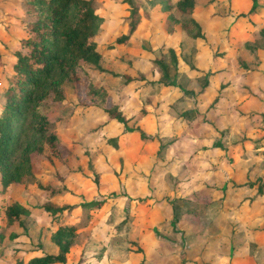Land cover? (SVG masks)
Returning a JSON list of instances; mask_svg holds the SVG:
<instances>
[{
	"label": "rangeland",
	"instance_id": "374dc122",
	"mask_svg": "<svg viewBox=\"0 0 264 264\" xmlns=\"http://www.w3.org/2000/svg\"><path fill=\"white\" fill-rule=\"evenodd\" d=\"M95 1L96 11L102 17L100 31L95 36L96 49L100 53L98 65L102 70L91 63L81 62L77 69L81 82L84 84L89 81L106 88L107 85H121L125 81H129L126 80L127 76L137 82L139 80L143 82V88L146 89L145 100H147V95L152 91L150 90L151 87L153 89L156 88L154 85L158 87V80L160 82L173 81L191 91V93L186 94L189 99L180 101L179 96H176V99L177 97L179 99L178 105L184 106L185 101L189 104H198L197 101L201 98L200 92L205 90L202 87L204 79L210 73L209 71L205 73L204 69L201 68L202 61H195L194 41L186 35L179 24L173 26V32L171 33L173 36L171 38L166 35L162 26V19L152 11L158 2L164 0H132V2L139 4L143 15L149 14L150 11L153 13L152 17L143 16L140 19L139 24L125 44H114V39L125 32L124 21L130 6L127 0ZM213 6L208 10L197 8L194 10V14L197 20L203 22V25H205L204 23L213 25L212 31L215 33L213 37L217 39L216 42L215 39L212 42L209 35V40L214 45L213 53L216 58L221 57L225 60L222 68L226 72L230 71L231 74L224 76L225 81L221 82L223 87L232 79L237 83V77H244L246 72H249L248 70L254 71L257 67H259L258 69L264 77V38L258 32V28L264 24V0H258L257 12L249 18L241 13L247 11L250 0H217ZM209 10L213 12L212 15L208 14ZM175 15L180 19L185 16L176 11ZM240 20L249 29H242V26L237 27L234 35L237 39L234 43L238 45H235V50L217 51L220 42L219 35L222 34L221 30L224 33L226 32L222 36L225 38L227 33H233V29L240 23ZM174 30H176L175 34ZM216 35L219 37H216ZM167 44L175 45V48L171 47L175 54V60L178 57L179 62L183 61V64L180 63L181 66H184L183 68H188L191 65L187 73L185 71L180 73L178 62L172 63L170 60V47ZM228 46L231 49V45ZM157 60L164 62L166 77H162ZM81 82L79 88L82 87ZM241 87L240 90L242 91L237 93L234 100L230 99L224 102V108L227 109V111L222 112L224 117L211 114L209 117L204 118L211 125L222 128L220 135L222 138L214 139L211 142L212 147H215L211 152L207 151L209 156L207 158L204 156L201 162L192 158L186 159L189 165H191L190 162L196 164L193 165L197 166V169H204V166L209 169L208 177L203 179L206 185L209 184L207 182L217 178L222 172H224L225 177L230 176L232 172H236L238 182L256 177L264 179V111H253L249 115L234 112V106L248 92L247 87ZM71 88V84L65 82L63 84L64 100L54 102L47 99L44 106L47 107L48 117L53 125H56L64 116H73L76 112L78 118L75 119L76 124L74 127L78 126V131H80L78 133L84 135L83 132L92 130L96 125H101L105 117L98 110H92L87 114L78 113L77 108L81 107L77 106L79 105L78 100L72 93ZM216 91L214 89L209 92L207 97L205 95L204 102L201 104L203 110L207 106L208 108L212 106L211 99ZM256 94L264 101V91L256 90ZM191 108L190 110H194ZM229 112L232 113L231 116ZM74 135L76 136L77 132ZM77 138L78 135L74 138L76 141H73L72 146L73 144L81 145L80 139ZM83 141L84 155L82 161L85 163L86 169L90 170L91 165L93 167L94 157L92 156L94 150L99 151L101 149L100 145L102 146L104 142L103 139H101V144L91 143L90 139ZM199 143L200 141H197L196 138H184L183 140L179 139L172 147L175 152L181 151L187 156L201 145ZM93 145L95 149L92 148ZM69 146L72 148L71 145ZM201 149L204 151L203 146H201ZM209 149L212 148L208 147ZM215 151L218 153H215ZM40 157L41 154H36L35 161ZM67 163L73 169H77L79 161L78 159L76 161L75 157H70ZM87 178H85L86 181ZM28 179V184L32 188L35 187V183L38 182L36 177L31 174ZM181 181L184 180L173 179L171 180V186L175 189L186 184H180ZM251 192L252 189L246 186L232 185L231 179L227 177L225 188L222 191L225 197L222 207L220 199L223 196L220 195L217 196L218 200L214 199L212 202L202 195L201 190L193 192L192 201L190 198L189 201L185 200V196H183L184 198L174 201L178 218L173 229L169 225L171 216L164 218L165 222L163 223L167 226L166 228L165 226L159 227L158 230L152 232L148 225L140 229L141 232H131V227L122 226L123 221H120L119 218L114 220V222L117 220L114 225L111 224L113 231L112 233L107 232L108 235L101 234L96 230V227L90 228L89 224H86V227H89L92 241L90 242L89 239L85 243L81 242V244L72 246L66 255V264H198L207 260L219 262L218 264H264V195L246 203L244 197H249ZM45 193L43 189L24 190L19 198L27 200L31 204V210L37 213L40 203L44 200ZM185 195L189 196V191ZM123 199L125 200L124 197ZM124 203L125 201L122 202V204ZM119 206H121V203L113 205L110 212L114 211V208L119 209ZM101 208H103L102 214L105 215L103 204ZM167 208L170 209V206L168 205ZM79 214L80 212L76 216L78 217ZM158 214L160 215V213ZM92 215L94 216V213L89 214L88 223L93 218ZM24 221L26 226L25 235L13 242L6 240L2 243L6 248V253L0 256V264H15L14 259H17L25 251L50 252L54 250L48 239L52 227L47 219H45L46 222L42 223L40 221L41 224H39L31 222L26 216ZM126 230L128 232L125 233ZM17 231L23 232L20 228H17ZM229 243L231 249L228 248ZM127 246L129 249H126ZM138 246L141 248L139 251L136 250ZM15 248L19 251H13ZM204 251L209 252V256L208 253L204 254ZM12 253H15L17 258H14ZM210 253H215L218 257ZM182 257L186 262H181Z\"/></svg>",
	"mask_w": 264,
	"mask_h": 264
},
{
	"label": "trees",
	"instance_id": "16d2710c",
	"mask_svg": "<svg viewBox=\"0 0 264 264\" xmlns=\"http://www.w3.org/2000/svg\"><path fill=\"white\" fill-rule=\"evenodd\" d=\"M216 1L164 0L158 2L152 11L162 19V26L167 34L173 32L175 24H179L180 28L192 40L203 39L206 41V35L202 28L203 22L192 15V10L194 8L211 9ZM127 2L130 6L124 21L126 29L125 32L116 36L114 44H125L140 19L143 16L149 17L148 13L143 15L139 4L132 0H127ZM18 5L22 26L17 38V46L12 52L14 58L10 66L11 69L5 75V84L0 91V190L4 191L8 184L21 182L26 176L31 175V155L41 154V157L49 161L51 165L57 162L65 168V174L55 170L51 176L52 182L35 183L37 187L46 190L50 197L44 200L40 207L52 227L48 239L54 250L50 252L29 250L23 252L18 258L15 253L12 254L14 258H17L14 259L15 264H66V255L72 246L81 244V242L85 243L91 238L90 230L86 227L90 211L101 207L107 197L116 195L117 192L105 193L102 199L86 200L83 192L78 194L68 187L69 178L67 176L73 172L80 173L87 178V175L79 169V165L77 169H73L67 163L70 157H75L77 161L78 153L83 156V147L80 144L72 146L74 140L69 143L65 142L59 134L60 128L68 127L72 121H75L76 112L73 116H64L56 125H53L48 117L44 102L47 99L62 102L65 98L63 84L69 82L72 93L80 105L77 106L81 107L78 108L80 110L78 113L87 114L92 110H98L105 117V121L115 120L124 124L126 130L136 131L142 141L147 142L152 138L137 126L128 127L125 125L127 117L118 104L112 101L106 88L89 81L84 84L81 82L77 71L81 62L91 63L102 70L98 65L100 53L96 49L95 40V36L100 31L102 17L96 11L95 0H19ZM257 7L258 0H250L249 8L241 14L247 15L249 18L257 12ZM175 11L185 16L180 19L175 15ZM209 11L208 14L212 15L213 12ZM244 25L246 24L240 20V23L233 29V33H227L225 36L232 51L238 45L234 43L237 39L234 36L235 31L240 26L242 29L248 28ZM258 32L264 38V24L258 28ZM233 45L234 47H232ZM169 51L170 60L175 63V54L172 48H169ZM212 54L215 57V54ZM157 63L160 66L162 77H166L164 62L157 60ZM0 65H2L1 60ZM204 72L206 73L207 69H204ZM130 79L126 76V80ZM80 82L82 87L79 88ZM161 83L177 86L183 92H187L181 85L173 81ZM207 84L206 78L202 85L205 90ZM222 87L223 83H219L218 88H215L217 91L211 99L212 105L220 97L219 89ZM116 140L115 136L107 137L104 142L116 148ZM76 146L81 147L80 151L76 149ZM164 146V143H160L158 151H162ZM87 166L89 167V164ZM87 170L90 172L88 178L90 177L94 186L98 188L99 171H96L92 165L90 170ZM229 179L234 186H246L252 189L251 195L244 197L246 203L264 195V179L260 177L246 179L242 182H238L235 177ZM224 188L225 179L218 186L217 193L219 195L221 193L220 196L224 195L222 193ZM64 190L73 193L82 200L78 203H57L51 199L53 195H58ZM174 204L171 202L169 209L171 229L178 218L177 208L174 207ZM27 214L28 209L14 198L9 197L0 205V256L6 253V248L2 244L4 241L11 240L13 242L16 237L25 235L24 218ZM17 228L22 229L23 232L17 231ZM230 246L231 244L228 246L229 249H231ZM126 249L129 247L127 246ZM136 250L139 251L141 248L138 246ZM13 251L18 252L19 250L15 248ZM8 253L11 254L9 251ZM180 260L181 262L185 261L183 257ZM198 264L214 263L207 260Z\"/></svg>",
	"mask_w": 264,
	"mask_h": 264
},
{
	"label": "crops",
	"instance_id": "0c3cea01",
	"mask_svg": "<svg viewBox=\"0 0 264 264\" xmlns=\"http://www.w3.org/2000/svg\"><path fill=\"white\" fill-rule=\"evenodd\" d=\"M18 4L19 0H0V60L2 62V65H0V91L5 84V75L9 73L11 69L10 66L14 58L12 52L17 46V38L19 37L20 28L22 26V22L19 19L21 12ZM195 9L196 8L192 10V15L194 16ZM149 16L152 17L151 11ZM204 24L202 28L206 35V41L203 39L193 40L195 61H202L203 65H201V68L207 69L206 73H208V71L210 73L209 76L206 77L208 85L204 92H200L201 98L197 101L198 104H189V102L185 101L189 99V97H186V94L191 93V91L184 88L187 92H183L176 86L162 84L159 81H157L159 84L158 87L156 85H154V87H156L154 89L151 87L150 90L152 91L147 95V100H145L146 89L143 88L144 84L140 80L137 82L134 79H130L121 85L106 86V90L112 101L118 104L119 108L127 117L125 125L128 127L137 126L146 135L152 138L150 141H142L136 131L126 130L124 124L115 120H104L101 125H96L92 130L83 132L84 135L79 134L80 131H78V126L74 127L76 124L75 121H72L70 126L59 129L60 138L63 141L69 143V141L75 140L74 138L78 135L77 139H80L79 142H81V146L84 144L83 140L86 139H90L91 143L101 144V139H103L104 142V139L107 137L115 136V138H117L116 148L104 142L102 146L100 145L101 149H99V151L94 150L92 156L94 157L92 161L93 167L100 173L98 188L94 186L90 177L87 178L86 181L85 177L80 173L73 172L67 176L69 178V182H67L69 183L68 187L75 193L79 194V192H83L86 200L102 199L105 193L111 191L117 192L116 195H111L113 197L109 196L105 199L103 203L105 215L102 214L103 208L101 207L90 211L92 214L94 213V216L92 215V223L91 220H89L91 224L88 222L87 224H89L88 226L90 228L96 227V230L101 234L108 235L107 232L112 233L113 228L111 229V226L117 222V220L115 222L114 220L118 218L120 221H123L122 226L131 227V232H141L140 229L147 227V225L151 232L153 230H158L159 227L162 228L165 226L166 228L167 226L164 225L163 222H165V217L171 216L170 210L167 208L168 205L170 206L171 202L184 198L183 196H185V200L189 198L191 200V196L192 199L194 196L193 192H199V190L202 191L203 196L207 197L208 201L212 202L214 199L218 200L217 196L219 193L217 192L221 181L227 177L236 178V172H232L230 176L226 177L223 174L224 172H222L217 178L207 182L209 184L206 185L203 179L208 177L209 169L205 168V166L204 169H197V166H194L196 164L193 163V165L190 162L191 165H189L186 159L192 158L201 162L204 156L205 158L209 156L207 151L211 152L213 147H215H212L211 142L214 139L222 138L220 137L222 128L211 125V123L208 122V120H204V118L209 117L211 114L224 117L222 112L227 111V109L224 108V102L230 99L234 100L237 93L242 91L240 90L242 89L241 86L247 87L249 92L245 93L238 104L234 106V112L237 111V113L246 115L253 111H264V101L256 94V90L260 92L264 91V77L259 71V67H257L254 71L246 72L244 77H237V83L232 79L231 82L219 89L220 97L218 100L209 108L207 106V109L205 108L204 111L201 104L204 102L205 95L207 97L210 91L218 88L219 83L225 81L224 76L230 74V71L226 72L224 68H222L225 60L221 57L216 58L212 56L214 50L212 42L213 39H215V42L217 39L213 37L215 35L212 31L213 25L211 23ZM175 31L176 30H174V34ZM221 33L222 34L219 35L220 42L218 43L217 51H226L227 49V51H231L226 38L222 37L224 34L223 30H221ZM166 35L170 38L173 36V34L167 33ZM209 35L212 42L209 40ZM217 35L216 37H219ZM167 45L170 48H175L173 44ZM177 62L179 63L180 73L183 71L187 73L189 71V67L183 68L184 66H181L183 61L179 62L178 57L176 63ZM177 95L180 101L185 99L184 101L186 104L184 106L178 105L179 99L178 97L176 99ZM190 107L194 110H190ZM231 115L232 113L230 116ZM77 118L76 115L75 119ZM80 127L82 128L81 124ZM74 131L75 133L77 132L76 136L74 135ZM173 138L174 140L171 141ZM184 138H196L197 141H200L199 144L201 145L198 146L196 150L187 154V156L181 151V153L179 151L175 152L172 145L178 142L179 139L183 140ZM160 143L165 144L162 151H158ZM201 146L204 147L205 152L202 151ZM208 147L212 149L208 150ZM80 148V146H76L78 151H80ZM92 148L95 149L94 145ZM215 153L218 152L215 151ZM77 157L79 169L84 172L85 175L89 176L90 173L86 169L85 163L82 161L83 156L78 153ZM35 159V156L31 155L30 171L31 174L36 177L37 181H40L39 183L44 184L46 182H52L51 176L55 170L61 174H65V168L60 166L59 163L54 162L53 166L42 157L38 158L37 161H35ZM173 179L184 180L181 181L180 184H186L174 189L171 186V180ZM28 180V176H26L21 182H12L7 185L4 191L0 190V205L4 203L7 198H14L28 209L27 217L31 222L41 224L40 221L42 223L46 222L45 219H47V216L44 215L40 205L37 213H34L30 208L31 204L27 200L19 198L21 192L24 190L42 189L37 186L32 188L28 184ZM43 191L46 192L44 200L50 198L48 192L44 189ZM188 191L189 196H186L185 193ZM224 198L223 196V199H220L221 207L224 205ZM51 199L57 203H78L82 200L73 193H69L67 190H64L58 195H53ZM123 201H125L124 204H122ZM118 203H121V206H119L120 208H114V211L110 212L111 207ZM157 213H160V215H157ZM126 232H128V230H126L125 233ZM145 232L150 233L148 231ZM19 237L22 236L20 235L16 237V239ZM230 240L232 242V237ZM91 241L92 238H90V242ZM203 253H208L209 256V252L204 251ZM210 254L218 257L215 253ZM212 263L218 264L219 262Z\"/></svg>",
	"mask_w": 264,
	"mask_h": 264
}]
</instances>
